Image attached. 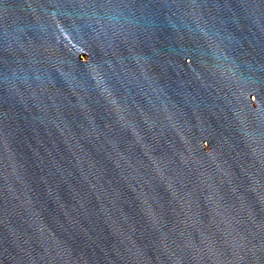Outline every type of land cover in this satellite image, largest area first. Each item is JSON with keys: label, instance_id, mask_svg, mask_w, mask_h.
Instances as JSON below:
<instances>
[{"label": "water", "instance_id": "1", "mask_svg": "<svg viewBox=\"0 0 264 264\" xmlns=\"http://www.w3.org/2000/svg\"><path fill=\"white\" fill-rule=\"evenodd\" d=\"M0 264H264V0H0Z\"/></svg>", "mask_w": 264, "mask_h": 264}]
</instances>
